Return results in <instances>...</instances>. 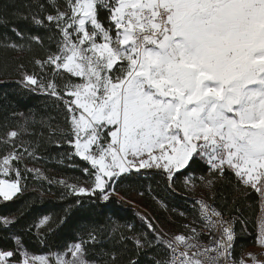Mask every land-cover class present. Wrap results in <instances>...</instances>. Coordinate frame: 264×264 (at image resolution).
<instances>
[{
    "label": "snow or ice",
    "instance_id": "1",
    "mask_svg": "<svg viewBox=\"0 0 264 264\" xmlns=\"http://www.w3.org/2000/svg\"><path fill=\"white\" fill-rule=\"evenodd\" d=\"M2 8L44 31L13 26L15 41L5 34L0 83L14 76L22 92L46 100L42 114L12 112L0 124V198L22 199L29 179L47 182L49 190L60 186L61 200L75 197L59 223L43 215L21 232L35 229L37 241L47 245L73 209L85 207L83 198L123 200L119 186L135 183L133 172L139 177L142 169L154 170L171 191L182 177L186 192L201 195L194 196L185 232L169 235L142 215V230L82 225L71 241L44 254L7 232L34 206V198L25 200L11 215L0 214V236L14 242L0 246V264H142L141 257L143 264H264V0H8ZM7 23L0 12V24ZM42 142L70 147L58 161L62 166L65 157L86 162L83 183L28 167L43 158ZM252 192L262 206L254 240L259 252L237 260L235 240L247 233L248 222L239 202Z\"/></svg>",
    "mask_w": 264,
    "mask_h": 264
},
{
    "label": "trees",
    "instance_id": "2",
    "mask_svg": "<svg viewBox=\"0 0 264 264\" xmlns=\"http://www.w3.org/2000/svg\"><path fill=\"white\" fill-rule=\"evenodd\" d=\"M8 0H0V5L7 3ZM17 5H22L28 2V0H15ZM0 12L8 20V23L0 24V41L3 40L5 34L8 38L15 41L17 37L11 31L13 26L19 28L21 31L31 32L32 34H42L43 29H37L29 25L23 20H17L9 15V10L7 8L0 9ZM106 13H102V16L106 20ZM2 54V50H0ZM10 55L15 56L16 53H10ZM21 59L27 63L28 57L22 56ZM29 70H32V65H28ZM16 77H4L3 80L7 81L0 83V124L3 123L5 117L10 116L12 112H22L25 116H29L31 113L29 110H35L38 113H43L44 102L46 97L41 94H33L29 92H22L18 85L13 81ZM5 93L7 96L5 98ZM15 123V121H13ZM4 131L0 127V132ZM25 139H34L33 137H25ZM71 151L68 145L57 148L55 146L44 145L42 146L38 155L43 158L35 162L29 161L28 167L40 168L47 176L54 177L57 180L61 178L69 177H79L81 183L85 180L84 173L82 172L83 167H88L89 165L82 161L79 157H75L72 162H69L67 158H64V165L62 166L58 161L62 154ZM69 163L78 164L79 167H69L66 166ZM200 168H196L197 175L200 174ZM154 170L142 169L140 171L139 177L133 172V179L136 181L133 184H122L119 186V191L121 195L125 197L123 200L118 198H113L111 202H104L99 199H89L87 197L83 198L84 208L77 211L75 208L72 214L69 215L66 223L59 228L55 235L47 237V245H42L36 239L35 232L33 229L32 233H23L20 229L42 217L43 215H50L56 219L59 223L58 218L64 215V209L75 203L74 196H68L64 200H61V193L63 188L58 185H52L49 190V185L44 182L42 185L38 186L33 183L31 179L27 181L28 187L24 197L20 200L14 202H3L0 198V214L11 215L20 207L25 200H32L34 198V206L31 211H29L19 223L10 227L7 232L16 233L21 235L22 242L26 245L27 250L36 254H44L49 251V247L56 248L66 242H69L73 237L78 235V229L83 226H105L106 230L113 226H121V231L125 234H129L127 225L133 224L137 230H142L146 225L142 222V215H149L159 222V225H164L166 223L176 222L177 213H173L172 209H177L179 211H184L193 216V198L196 196L191 192H186L182 184V177H178L176 190L171 191L166 188V185L160 178L153 174ZM69 182H74L70 180ZM233 182L234 179H233ZM43 192V196H41ZM143 192V195L140 193ZM225 192L227 193V199L229 204H231L232 197L234 195L232 187L226 186ZM153 195L158 196L167 202L168 207L165 209L161 207L156 200L153 199ZM94 201V202H93ZM135 205H133L132 203ZM244 206V216L247 219V233L239 235L235 240L234 256L238 260L240 259L243 251L254 245V240L257 232V221L260 212V199L255 192H252L246 199L239 202ZM228 213V210H225ZM181 222V217H180ZM180 222L178 223L180 229ZM243 226L240 223L235 224V230L240 233ZM165 230V229H164ZM0 246L11 248L14 246V242L7 238V236H0ZM103 247L108 248L111 246L110 240L104 236L103 237ZM156 251H162V249H157ZM146 257H141L143 261Z\"/></svg>",
    "mask_w": 264,
    "mask_h": 264
},
{
    "label": "rangeland",
    "instance_id": "3",
    "mask_svg": "<svg viewBox=\"0 0 264 264\" xmlns=\"http://www.w3.org/2000/svg\"><path fill=\"white\" fill-rule=\"evenodd\" d=\"M195 195L196 196H200L201 194H200V192L199 191H197L196 193H195ZM2 199V198H1ZM132 203V202H131ZM133 205H135L134 203H132ZM261 203H260V212H259V217L261 216V214H262V212H261ZM173 213H177L176 215H178L177 217H176V222H173L172 224L170 223H166L165 225H164V229H165V231L168 233V234H172V235H176V234H179L180 233V229H179V226H178V223L180 222V216H179V214H178V212H173ZM258 217V218H259ZM255 245V244H254ZM253 245V246H254ZM249 252H253V253H258L259 252V249H258V247L255 245V247H250L249 246V248L247 247L244 251H243V253L241 254V256L243 255V254H245V253H249ZM240 256V257H241Z\"/></svg>",
    "mask_w": 264,
    "mask_h": 264
},
{
    "label": "built area",
    "instance_id": "4",
    "mask_svg": "<svg viewBox=\"0 0 264 264\" xmlns=\"http://www.w3.org/2000/svg\"><path fill=\"white\" fill-rule=\"evenodd\" d=\"M199 197H200V196H195V198H199ZM193 199H194V198H193ZM192 202H193V201H192ZM193 206H194V205H193ZM228 215H229V214L225 213V218H226V219L228 218ZM191 221H192V215H190V214L188 215V219H187V220H185V219H183V218L181 217V222H180V233L186 231L185 229H183L182 226H183L185 223H191ZM196 227L199 228V229H201V230H203L202 225H200V224H197ZM169 235H172V234H169ZM201 242H202L203 244H207V243H208V238H207L206 236L202 237V238H201Z\"/></svg>",
    "mask_w": 264,
    "mask_h": 264
},
{
    "label": "crops",
    "instance_id": "5",
    "mask_svg": "<svg viewBox=\"0 0 264 264\" xmlns=\"http://www.w3.org/2000/svg\"><path fill=\"white\" fill-rule=\"evenodd\" d=\"M250 247H255V245H254V246L252 245V246H250ZM248 248H249V247H248Z\"/></svg>",
    "mask_w": 264,
    "mask_h": 264
}]
</instances>
